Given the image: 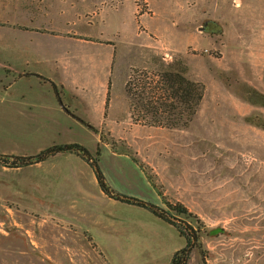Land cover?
<instances>
[{"label": "rangeland", "instance_id": "374dc122", "mask_svg": "<svg viewBox=\"0 0 264 264\" xmlns=\"http://www.w3.org/2000/svg\"><path fill=\"white\" fill-rule=\"evenodd\" d=\"M65 16L74 18L76 38L89 42L71 41V66L59 63L52 72L64 89L62 101L57 99L61 116L22 111L39 115L27 118L7 110L1 80L7 83L13 73L6 76L0 56V154L33 155L73 140L98 159L117 192L154 203L164 213L169 203H181L197 216L189 222L200 231L202 251L193 247L187 264H203L200 252L208 264H264V128L258 125L264 106L257 104L258 110L246 100L264 105V0H75ZM174 60L204 84L194 120L171 129L132 119L125 90L130 75L157 73ZM30 87L54 89L36 79L14 86ZM41 162H0V264H68V251L61 256L54 243L60 233L57 208L37 199L52 197L68 211L75 196L76 206H83L87 193L81 186L91 193L101 187L91 163L75 152ZM108 210L101 231L120 238L126 264L170 263L187 243L146 207L120 201ZM66 226L79 239L100 230Z\"/></svg>", "mask_w": 264, "mask_h": 264}, {"label": "crops", "instance_id": "0c3cea01", "mask_svg": "<svg viewBox=\"0 0 264 264\" xmlns=\"http://www.w3.org/2000/svg\"><path fill=\"white\" fill-rule=\"evenodd\" d=\"M74 5L75 0H0V21L3 19L5 23L3 27L0 26L2 29L0 56L3 55L4 58L6 76L8 72L13 73L10 75L11 80L7 83H3L1 80L5 91V97L1 101L4 100L7 110L22 112L40 109L56 111L61 116L62 109L57 103L58 96L56 97L57 94L52 85V82L57 85L59 83L53 79L52 72L59 63H68V66H71L73 61L71 53H74L75 49V45H71V41H79L83 44L89 42L76 38V30L70 25H75L74 18L65 16L69 13V7ZM59 14L65 17L63 21L57 20L56 16ZM31 79H36L39 84L49 83L53 87V91L49 90L50 88L47 90L42 87L37 90L31 87L27 90L14 88L19 82L23 80L28 82ZM251 83L253 84L255 81ZM246 100L253 107L257 108V104L264 106L262 101L258 102L257 99L247 98ZM103 102L106 105V100ZM257 109L263 111L264 108ZM21 115H25L27 118L39 116L34 112ZM47 118L51 119L52 116ZM71 142L74 141H67L66 143ZM37 164H42V162ZM97 185L99 184L97 183ZM81 187L79 190L84 194L87 193V198L81 196L84 200L83 206H76L79 202V196H75L70 199L72 205L68 211L52 197L43 198L39 195V199H37L41 206L51 205L57 208L58 214L55 211L54 213L60 223V233L54 238V243L61 251V256L65 254V251H68L69 257L66 260L68 264H126L127 253L120 258V238L109 235L112 232L103 236L104 232L101 231L106 229L105 224H107L106 221L110 215L109 207L120 201L112 198L110 200L100 185L101 189L99 188L95 193H91V187L89 188L87 185ZM67 223L74 226L81 224L80 227H85L86 231H88L87 227L95 230L100 228V233L98 232V236H93L89 231L90 239H85V236L82 235V238L79 239L78 234L64 231L63 227H67ZM61 224L64 226L62 227ZM109 254H113L112 257ZM101 255H106L109 260ZM157 263L156 260H151L135 264Z\"/></svg>", "mask_w": 264, "mask_h": 264}, {"label": "trees", "instance_id": "16d2710c", "mask_svg": "<svg viewBox=\"0 0 264 264\" xmlns=\"http://www.w3.org/2000/svg\"><path fill=\"white\" fill-rule=\"evenodd\" d=\"M215 23L212 21V24L216 25ZM221 31L222 29L218 27L215 32L221 33ZM186 72L187 66L181 60L169 62L166 68L157 71V73L149 74L148 71L135 70L125 85L132 119L171 129L188 127L197 115L204 99L205 87L200 81L188 77ZM52 85L59 100L62 101L63 86H59L55 82H52ZM67 111L71 112L69 109ZM82 121L85 122V120ZM258 125L264 128V120L259 121ZM91 128L96 131L95 127L91 126ZM66 151L75 152L91 163L103 191L115 200L146 207L164 221L175 226L179 233L185 237L187 243L174 252L170 264L188 263L191 249L200 245L198 244L200 231L189 222L197 216L181 203H169V211L164 213L154 203L117 192L105 180L98 159L82 144H53L37 154L27 156L0 154V162L6 166L21 167L41 162L59 152ZM199 249L201 250V247ZM200 253L203 264H208L205 254Z\"/></svg>", "mask_w": 264, "mask_h": 264}]
</instances>
